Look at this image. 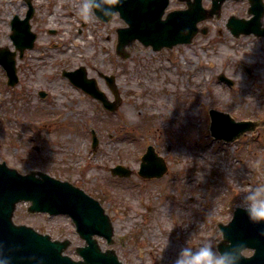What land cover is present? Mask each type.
I'll return each mask as SVG.
<instances>
[{"label":"rangeland","instance_id":"374dc122","mask_svg":"<svg viewBox=\"0 0 264 264\" xmlns=\"http://www.w3.org/2000/svg\"><path fill=\"white\" fill-rule=\"evenodd\" d=\"M80 3L31 0L36 40L17 59V85H7L0 66V162L20 174L34 170L68 181L97 200L114 233L112 245L96 237L98 244L122 264H174L186 244L211 240L215 247L218 225L229 222L240 192L264 184V38H234L226 29L230 16L250 18L248 1H225L220 18L199 23L207 33L190 45L154 52L134 42L125 60L115 53L124 22L118 15L108 23L85 20ZM202 3L209 8L211 0ZM184 8L170 0L166 12ZM27 9L24 0H0V47L14 50L10 21ZM79 67L110 102L115 98L101 75L114 78L120 98L114 112L63 77ZM221 74L233 85L218 81ZM209 110L257 127L229 143L215 140ZM148 146L167 165L158 179L138 175ZM117 165L132 174L113 176ZM27 207L18 204L13 221L68 239L65 254L80 260L75 249L84 241L70 218L29 214Z\"/></svg>","mask_w":264,"mask_h":264},{"label":"water","instance_id":"95a60500","mask_svg":"<svg viewBox=\"0 0 264 264\" xmlns=\"http://www.w3.org/2000/svg\"><path fill=\"white\" fill-rule=\"evenodd\" d=\"M24 1L28 7L24 19L15 16L11 21L10 39L15 51L0 48V65L6 72L9 86L18 82L16 51L22 57L26 49L33 47L36 39L29 25L34 9L31 0ZM178 1L185 4V9L166 12L169 0H118L115 5H102L96 10L95 16L101 22L107 23L115 12L125 23V27L116 29L115 46L116 55L125 60L129 57L126 48L136 41L145 48L151 47L154 52L191 44L198 33H207L198 24L213 18L219 19L221 7L227 0H211L209 9L203 7L202 0ZM248 3L250 18L246 20L230 16L226 28L235 38L241 35L264 37V25L261 24L264 1L248 0ZM63 76L75 87L99 101L106 110H116L119 98L112 76L102 77L113 92L115 102L108 101L98 89L96 81L87 77L83 67L63 72ZM217 79L229 86L233 85L223 74ZM40 96L43 98L46 95L42 92ZM209 113L211 136L225 143L232 142L257 127L256 122L235 121L227 113L215 110H210ZM92 135L94 149L98 141L94 132ZM166 171L164 160L155 153L153 147H147L141 157L138 175L145 179L160 178ZM111 174L129 177L131 171L117 165L111 169ZM22 202L29 203L27 212L31 214L69 216L79 238L84 240V246L75 249L81 259L74 260L64 254L71 245L68 239L52 240L48 234H40L32 227L15 224L14 211L16 205ZM218 227L222 234L218 243L220 251L226 250L229 241L232 244L243 243L247 245L246 250L252 251L250 256H244L243 264H264V240L257 235L264 225L251 224L243 211L234 209L229 222L219 224ZM96 237L104 238L107 245L114 243L112 222L97 200L67 181H60L40 171H30L22 175L4 162L0 163V264H122L113 249L103 251L100 248Z\"/></svg>","mask_w":264,"mask_h":264},{"label":"clouds","instance_id":"9594fccd","mask_svg":"<svg viewBox=\"0 0 264 264\" xmlns=\"http://www.w3.org/2000/svg\"><path fill=\"white\" fill-rule=\"evenodd\" d=\"M117 3L118 0H81L78 11L83 19L89 20L96 18L95 12L102 5ZM236 188L240 189V186L237 184ZM233 207L243 211L251 224L264 225V184L250 185L247 191H241ZM257 235L264 240V227L260 228ZM228 245L226 250L220 251L218 244L214 247L211 240L203 241L196 248L186 244L181 247L174 264H243L247 245L232 244L231 241Z\"/></svg>","mask_w":264,"mask_h":264}]
</instances>
